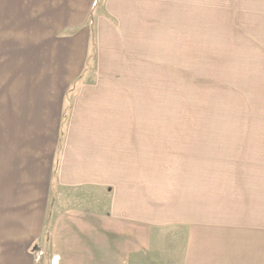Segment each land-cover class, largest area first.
<instances>
[{"label":"rangeland","instance_id":"rangeland-1","mask_svg":"<svg viewBox=\"0 0 264 264\" xmlns=\"http://www.w3.org/2000/svg\"><path fill=\"white\" fill-rule=\"evenodd\" d=\"M103 1L88 9L91 34L82 41L83 51L74 30L59 41L68 80L60 117L47 111L51 91L60 88L51 83L59 76L58 56L41 34L26 33L25 24L22 32L13 18L6 17L9 28L2 24L0 98L9 104L2 103L1 117L10 109L19 126L26 120L47 136L55 119L67 123L62 183L49 201L46 229L28 251L36 264L112 262L133 235L145 240L151 254L161 250L158 225L167 217L152 211H171L165 199L175 177L179 184L182 170L174 156L180 151L203 159L210 176H225L226 191L233 176L254 194L258 187L263 193L251 208L249 199L222 193L223 213L239 215L242 223L264 222V0H137L142 23L123 25L122 39L97 36L98 16L122 26ZM175 129L187 135V148L172 140L181 137L168 135ZM243 138L245 143L238 140ZM110 145L113 158L107 155ZM128 190L146 198L143 219L123 204ZM107 238L118 248L109 247Z\"/></svg>","mask_w":264,"mask_h":264},{"label":"crops","instance_id":"crops-1","mask_svg":"<svg viewBox=\"0 0 264 264\" xmlns=\"http://www.w3.org/2000/svg\"><path fill=\"white\" fill-rule=\"evenodd\" d=\"M31 1L38 3L32 4ZM96 4V0H0V35L3 23L6 24L5 28H9L10 20L6 17L13 18L14 23L21 25L17 28L19 32H22V25L25 24L26 33L41 34L42 40L50 44L53 50H50L51 53L58 56L56 71L59 76L52 79L51 83L52 86L57 84L60 88L51 91L47 100V111L54 117H60L62 102L66 97L65 86L68 83L65 79L66 56L59 47L63 45L59 41L67 38L62 33L74 30L72 33H76L75 37L81 39L83 51L82 41L91 34V27H85L87 18H90V15L87 16L88 9L93 11ZM103 4L110 16L122 26L116 29L109 21L98 16L97 36L107 34L108 38L122 39V34L119 33H123V25L142 23L140 18L144 15L136 10L137 0H104L101 6ZM31 57L33 58V54ZM43 62L46 63L47 60ZM80 73L81 70L78 74ZM2 103L7 108L9 101H1L0 98V109ZM65 123L63 118L52 121L49 127L52 135L47 136L40 131L35 133L33 124L29 125L26 120L19 126L16 113L10 109L0 118V264H36L34 256L28 251L45 231L46 217L50 210L49 201L62 183L61 167L64 161L60 157ZM54 134L55 140L52 142ZM154 135L161 137L162 133L154 130ZM168 135L181 137L172 140L175 139L180 144L179 147L187 148L185 145L189 141L184 138L187 135L182 133V129L170 131ZM198 135L203 137L205 133ZM244 139L238 140L245 143L247 140ZM156 140L161 141V138ZM107 155L113 158L112 145L107 150ZM174 161L180 163L182 171L177 173L179 184L175 177L176 184L171 185L172 192L165 199V204L171 211L165 206L152 211L167 217L162 220L163 225H158L163 230L162 239L158 242L161 250L151 254L145 240H135L133 235L121 244V256L112 255V262L101 261L99 264H264V222L242 223L239 215L232 218L229 212V215L223 213L227 203L222 194L233 193L236 200L243 197L249 199L251 208L263 192L257 187L254 194L253 189L247 188L235 176L233 183L228 180L230 177L227 179L230 187L226 191V177L210 176L209 164L188 151L177 152ZM221 165L222 163L219 167ZM78 168L75 166V173H78ZM96 177V173L90 176L94 181L92 184H97ZM74 184L82 185V182L75 181ZM231 184L233 192H230ZM166 186L169 187L168 184ZM126 196L122 198L123 204L125 201L129 209L131 205L137 211L136 217L143 219L145 208L141 204H145L146 198L129 195V190ZM237 203L239 202L233 203L234 208L239 207ZM155 205L154 200V209ZM89 223L93 224V221L90 220ZM106 242L109 247L118 248L115 240L109 241L107 238ZM174 243L177 246H172ZM168 248L175 252H167ZM42 264L49 262L44 259Z\"/></svg>","mask_w":264,"mask_h":264}]
</instances>
